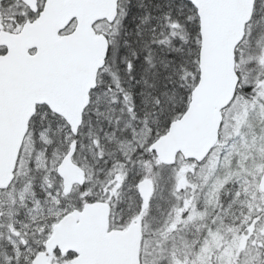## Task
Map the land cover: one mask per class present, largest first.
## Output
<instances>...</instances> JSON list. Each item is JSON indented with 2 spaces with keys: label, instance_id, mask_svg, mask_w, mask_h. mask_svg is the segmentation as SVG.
I'll list each match as a JSON object with an SVG mask.
<instances>
[{
  "label": "snow or ice",
  "instance_id": "6c2138e0",
  "mask_svg": "<svg viewBox=\"0 0 264 264\" xmlns=\"http://www.w3.org/2000/svg\"><path fill=\"white\" fill-rule=\"evenodd\" d=\"M0 264H264V0H0Z\"/></svg>",
  "mask_w": 264,
  "mask_h": 264
}]
</instances>
